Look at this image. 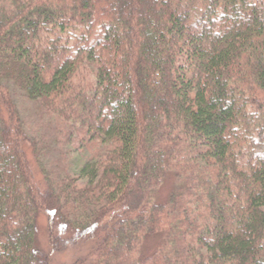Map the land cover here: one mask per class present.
<instances>
[{"label": "trees", "instance_id": "1", "mask_svg": "<svg viewBox=\"0 0 264 264\" xmlns=\"http://www.w3.org/2000/svg\"><path fill=\"white\" fill-rule=\"evenodd\" d=\"M11 88L95 147L77 175L37 184ZM82 243L59 264H264V0H0V264Z\"/></svg>", "mask_w": 264, "mask_h": 264}, {"label": "rangeland", "instance_id": "2", "mask_svg": "<svg viewBox=\"0 0 264 264\" xmlns=\"http://www.w3.org/2000/svg\"><path fill=\"white\" fill-rule=\"evenodd\" d=\"M17 109L23 121L24 129L30 138V143L24 147L26 156L31 166L35 181L44 187L47 181L54 182L64 174H76V164L81 159H86L95 147L86 145L78 150L80 133L78 128L75 132L69 133V127L63 122L47 113L37 104L21 95V93L11 88ZM2 117L5 120L4 114ZM86 180L78 178L76 182L81 185ZM176 182L171 175H167L163 183L157 189L155 199L164 201L167 196L176 188ZM37 237L41 247L46 249L45 220L38 218ZM160 237H150L145 240V251L156 247L160 242ZM89 244H77L69 246L62 252L54 256V262L69 263L77 256H85L91 248Z\"/></svg>", "mask_w": 264, "mask_h": 264}]
</instances>
